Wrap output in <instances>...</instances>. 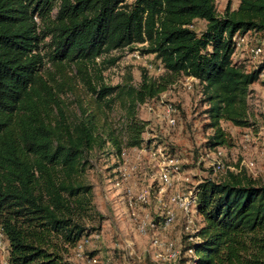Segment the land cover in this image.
Returning <instances> with one entry per match:
<instances>
[{
  "label": "trees",
  "instance_id": "1",
  "mask_svg": "<svg viewBox=\"0 0 264 264\" xmlns=\"http://www.w3.org/2000/svg\"><path fill=\"white\" fill-rule=\"evenodd\" d=\"M215 3L0 0V230L7 264H76L78 244L105 220L87 176L91 153L108 143L117 156L140 146L148 122L137 116V104L158 98L176 78L200 87L211 130L206 148L232 145L221 122L253 126L248 98L252 84L264 85V47L261 62L247 70L233 59V37L254 32L264 40V0H239L235 8L228 2L222 13ZM197 20L205 21L199 33ZM124 49L153 54L162 73L153 78L142 69L136 84L129 72L122 83L107 84L103 72L120 58L110 56ZM195 191L198 239L182 247L193 252L181 264H264V184L239 168L220 180L205 178Z\"/></svg>",
  "mask_w": 264,
  "mask_h": 264
},
{
  "label": "rangeland",
  "instance_id": "2",
  "mask_svg": "<svg viewBox=\"0 0 264 264\" xmlns=\"http://www.w3.org/2000/svg\"><path fill=\"white\" fill-rule=\"evenodd\" d=\"M132 1L126 0L128 3ZM228 2L231 3V7L235 8L239 0H216L217 12L222 13ZM204 25L205 21L197 20L193 28L199 33ZM246 37L247 45L241 49L238 48L233 59L249 70L256 68L261 62V58H253L250 55L249 48L255 44L264 46V40L261 35L254 32L246 33ZM113 56H120V58L103 72L105 82L109 85L122 83L128 72L132 76L134 84L139 82L142 69H145L148 75L153 78L162 73L156 71L157 59L153 54L142 55L137 50L124 49L113 52L110 57ZM148 64H151L153 68H147ZM259 79L264 80V70H262ZM66 98L72 100L73 96L69 95ZM200 99V87L197 82L180 76L168 86L166 91L150 103L152 110L136 106L137 116L148 122L142 144L155 143V145L164 146L180 157L182 177L184 178L181 184L184 185V190L196 186L205 178L220 180L227 171L233 172V169L239 168H244L248 174L264 184V85L260 82L251 85L248 103L251 120L254 122L253 126L239 128L230 123L221 122L222 128L232 140L231 146L221 147V158L225 164L222 171H214L211 166L214 158L213 150L205 146L211 130L204 127L207 120L203 114L205 106L200 103ZM168 104H172L176 108L175 126H169L166 123L165 106ZM112 119L119 120V114L114 112ZM206 152L209 153V157H206ZM138 154L136 149H124V157L128 155L129 162L135 161ZM121 156L122 154L120 157L117 156L109 143L103 149L91 153L93 167L90 168L87 176L94 186L95 202L105 215V220L102 229L91 234L92 244L86 250V257L83 259L77 255L73 257L76 264H92L88 262L91 253L99 257L101 261L99 264H104L107 261L113 264H164L153 260V250L149 245L150 236L156 234L159 238L172 241L180 250L187 243V235L184 231L185 219L176 218L175 223L166 231H161L158 228V222L162 220L164 212L169 208L156 206L152 191L149 203L144 206L148 208L156 227L149 230L145 237L136 232L135 227L128 220L125 209V184H121L119 187L116 185L119 167L124 168V163H127ZM139 157L138 175L140 177L141 173L146 178L142 181L145 187L146 185L152 187L154 176L148 155L141 152ZM193 224H198V218L194 214ZM129 239L134 242V253L130 256L124 241ZM7 256L8 242L0 230V264H7ZM186 257L187 254L181 251L178 264H181L183 258Z\"/></svg>",
  "mask_w": 264,
  "mask_h": 264
},
{
  "label": "built area",
  "instance_id": "3",
  "mask_svg": "<svg viewBox=\"0 0 264 264\" xmlns=\"http://www.w3.org/2000/svg\"><path fill=\"white\" fill-rule=\"evenodd\" d=\"M233 41L235 44V52L238 48H242L247 45V37L246 34L240 35L235 34L233 37ZM263 45H253L249 48L250 55L253 58H260L263 52ZM234 52V54H235ZM157 61L156 71H163L162 63L159 59ZM147 68L151 69L153 66L148 64ZM261 75V74H260ZM190 78V77H188ZM190 80L196 81L193 78ZM154 99L150 101H146L143 103H138L137 108L146 107L148 110H152L150 103ZM165 117L166 123L169 126L176 125V119L174 114L176 112V108L172 104H168L165 106ZM146 146V147H143ZM136 149L138 153L145 152L148 155L150 166L152 167L154 176V185L151 186L146 185V187L142 184V181L146 180L144 175L142 176L140 173L139 177V154L136 156L135 161L129 162V156L124 157V151L122 153L121 158L124 157V168L119 167L117 173L116 185L119 187L121 184H125L124 187V201L126 205V211L129 222L135 227V230L138 234L142 236H147L149 230L156 227V224L148 211V208L144 206V204L149 203L150 201V192L152 191V197H154V203L156 206L160 208H169L163 214V218L158 222V228L161 231L168 230L176 221V212L175 210H179L185 219V227L184 231L187 235V242H193L198 238L195 236V233L198 229L197 225L193 224V214L195 212L196 206V186L189 188L188 190H184L185 187L181 184V181L184 179L182 177V165L180 161V157L175 154L169 152V150L161 145L154 144H145L137 147H132ZM214 158L211 162L212 169L214 171H222L225 168V164L221 158L222 150L221 147L213 150ZM206 157H209V153L206 152ZM120 157V156H119ZM239 169H233V172H238ZM149 236V235H148ZM92 236H84L80 243L77 246L76 255L81 257L82 259L86 257L85 250L92 244ZM149 245L151 250H153V260H157L158 262H163L164 264H178V260L180 259L181 250L176 247L174 242L169 241L167 239L159 238L158 235L153 234L149 238ZM125 248L130 255L134 253V242L130 239L125 240ZM192 249H188L184 254H187V257L192 256ZM88 262L92 264H99L101 261L98 256H93L88 258ZM189 264H194L189 261ZM104 264H113L111 262H104Z\"/></svg>",
  "mask_w": 264,
  "mask_h": 264
},
{
  "label": "crops",
  "instance_id": "4",
  "mask_svg": "<svg viewBox=\"0 0 264 264\" xmlns=\"http://www.w3.org/2000/svg\"><path fill=\"white\" fill-rule=\"evenodd\" d=\"M262 92H263V91H262ZM176 216H177V218H179V219H180V218H181V219H184V218H183V214H182L179 210H177V209H176ZM198 222H199V218H198ZM124 241H125V240H124Z\"/></svg>",
  "mask_w": 264,
  "mask_h": 264
}]
</instances>
